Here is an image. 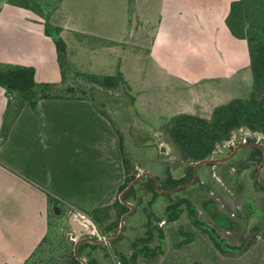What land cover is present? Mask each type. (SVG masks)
<instances>
[{"label": "crops", "instance_id": "obj_1", "mask_svg": "<svg viewBox=\"0 0 264 264\" xmlns=\"http://www.w3.org/2000/svg\"><path fill=\"white\" fill-rule=\"evenodd\" d=\"M10 6L13 8L2 12L0 4V63L35 68L39 83H60L56 47L45 34L43 19L30 10ZM54 19L53 15L52 24ZM69 19L73 21L68 22ZM166 25L165 21L161 23L151 48L132 46L123 52V59L119 55L121 71L130 88L137 84L138 77L145 90L156 86L152 90L162 103L159 112L164 113V119L181 114L198 116L175 111L181 104L180 93L175 90L182 76L178 62L181 52L174 39L164 35ZM58 26L74 69L96 75L111 71L114 72L111 75L115 74L118 57L111 50L113 47L90 48L80 41L84 35L115 41L116 31H109L110 24L108 31L102 26L104 31H100L97 28L100 25H92L89 18L75 11L74 16L65 15ZM188 75L183 76L186 81ZM142 102L151 101L144 96ZM175 102L173 107L171 104ZM7 104L6 90L0 86V131ZM151 166L154 167H142V171L152 173L159 186L166 189L173 187L169 179H178L183 172L179 165L169 170L158 159ZM201 175L204 182L205 170ZM124 180L118 130L92 102L44 99L39 103V113L26 105L8 140L0 145V264H24L47 235L48 192L70 209L71 214L87 216L120 198L119 188ZM94 250L84 247L85 259L89 252L98 253Z\"/></svg>", "mask_w": 264, "mask_h": 264}, {"label": "rangeland", "instance_id": "obj_2", "mask_svg": "<svg viewBox=\"0 0 264 264\" xmlns=\"http://www.w3.org/2000/svg\"><path fill=\"white\" fill-rule=\"evenodd\" d=\"M231 1L39 0V2L45 3L44 13L46 15L51 14V17L53 15L56 17L53 20V25L58 28H60L58 25L60 21H63L64 16H74L75 11L89 18L92 25H100L97 27L100 31H104L103 28L108 31L110 24L111 28L109 31H116L117 38L115 40L117 42L113 41L115 42L113 45H104L97 42H92L88 45L85 43L86 39H80V41L90 48H103L108 47V45L113 47L111 50H115L118 57L117 68L121 66L119 55L123 59V52L130 50L133 48L132 46L151 48L155 37L160 32L161 23L165 21L167 25L164 35L167 36V39L173 38L175 46L181 52L178 62L181 65L180 75L182 76L175 87V90L180 93L181 104L179 109H175V111L179 113L191 112L205 119H210L217 107L225 105L232 100H247L253 87L247 43L232 36L225 23ZM0 4L1 8H3L2 12L6 8H13L3 0H0ZM71 21L73 20H68V22ZM73 70L74 72L77 71L74 68ZM104 73H106L104 74L106 76L114 72ZM188 73L189 79L186 81L183 76ZM135 81H137V84L131 87V94L135 97L134 106L129 99L122 97L121 92L100 91L94 95L99 103L98 106H100L98 109L104 111L110 117L116 129L122 133L126 155L138 167V170L142 171V167H154L151 166L154 159L162 160L166 163L170 162L171 164L176 161L177 157L163 132L164 126L171 118L165 117L164 119V113L160 115L159 110L161 107L159 106L162 103L160 104L159 98L156 97V91L152 90L156 86L153 85L147 91L141 85L139 77ZM144 96L149 97L152 103H143L142 98ZM171 105L175 107L176 102ZM186 105H188L187 108H184ZM167 115L166 113L165 116ZM244 140L263 143L264 137L260 133H252L245 128L241 129L233 135L229 142L218 145L214 157L211 159H222L228 156L232 149ZM243 153L241 156H243ZM222 167V165L218 164L217 167L212 169L215 173L214 179L216 181L211 183V185L208 183L209 186L207 185L206 190L207 188L212 190L220 187L232 190L234 183L238 185V183L240 184L243 181L242 172L239 170L240 167L238 169L239 173L234 178L226 176L223 170L227 169V167ZM253 168L255 167L251 166V170ZM206 169L209 170L210 166H202L199 174ZM245 174L249 179L252 177L253 180L255 179V174L252 176L250 173ZM218 179L221 180L223 186L217 181ZM204 182L208 181L205 180ZM202 185L205 186L204 184ZM191 192H195V189H192ZM186 193V191H183L181 195ZM244 193V196H248V191H244ZM207 198L197 195L195 199L199 209L204 208L203 202ZM58 208L61 212L59 215L61 217L59 219L51 217V233L52 238L56 240L54 242L56 245L61 240L62 234L70 232L69 217L71 215V210L63 204L61 209L60 207ZM111 213L112 215L115 214L113 211ZM165 217L166 219L170 218L169 214H166ZM127 218L128 216L124 227L137 221L136 217V219ZM87 220L91 221L88 218ZM257 220L256 222H259ZM248 231L245 230L243 235L245 236ZM261 242L262 240L259 239L254 249H252V251L255 250V253L250 255L252 258L247 254L226 258V256L217 255L214 251L210 250L208 253L203 249L199 259L205 264H264V249H260ZM242 243L243 239L241 243L239 241V245H234V247L238 248ZM258 246L260 250H257ZM44 255H51V253L48 251ZM123 255L118 256L117 260L120 264H125L126 262L124 259L127 258L125 255V258H122Z\"/></svg>", "mask_w": 264, "mask_h": 264}, {"label": "trees", "instance_id": "obj_3", "mask_svg": "<svg viewBox=\"0 0 264 264\" xmlns=\"http://www.w3.org/2000/svg\"><path fill=\"white\" fill-rule=\"evenodd\" d=\"M4 1L10 5L30 10L43 19L45 34L53 39L56 47L62 80L60 83H39L36 81L35 68L0 63V86L6 90L8 97L0 131V145L8 140L10 131L24 107L29 105L34 112L39 113V103L44 99L88 100L96 108H100L94 97L96 93L118 91L122 93V97L129 99L130 103L135 105V97L131 94V88L119 67L111 76L74 72L68 61L67 44L61 36V29L51 23V14L44 13L45 3L39 2V0ZM225 23L232 36L247 43L253 81L252 91L247 100L235 99L217 107L210 119L190 114H181L170 119L164 126L163 132L181 165L194 164L213 158L218 145L229 142L233 135L241 129L245 128L252 133H260L264 137V0H232ZM82 39H86L85 43L88 45L92 42L104 45L114 44L92 36H82ZM101 105L103 106V104ZM99 110L102 116L111 122L110 117L101 109ZM118 135L125 168V180L119 188V194H121L137 178L139 171L126 155L124 138L119 130ZM253 149L252 160L258 162L262 153L257 148ZM207 166H214V164ZM191 169L192 167H190V171ZM181 183L175 181L173 187ZM160 188L166 189L163 186ZM137 196L143 202L145 197L147 206L153 210L160 197L171 198L173 194L161 195L155 187V180L146 177L139 180L124 195L123 200L129 201ZM47 198L50 206L48 233L24 264H82L75 255V241L72 239L74 233L70 224V232L62 234L58 244H54L56 240L52 238L51 217L55 219L61 217L55 214L54 207L61 209L62 202L50 192L47 193ZM183 203L185 201L181 200V204ZM186 208H190L189 203H186ZM112 211L115 212L114 215H112ZM128 211L129 208L121 202L118 196L113 204L96 208L88 213L87 217L104 235L116 236L119 233L121 219ZM177 218L178 216L175 215L171 220ZM158 220L161 221V218ZM263 235L261 237H264ZM122 238H125V234H122L120 239ZM136 246L137 243H134L135 248ZM262 248L264 249V238L260 244V249ZM252 249H254L253 244L244 254L251 258L250 255L255 252ZM48 251L51 255H44ZM78 255L81 256L79 250Z\"/></svg>", "mask_w": 264, "mask_h": 264}, {"label": "flooded vegetation", "instance_id": "obj_4", "mask_svg": "<svg viewBox=\"0 0 264 264\" xmlns=\"http://www.w3.org/2000/svg\"><path fill=\"white\" fill-rule=\"evenodd\" d=\"M253 144L264 148V140L263 143L246 140L239 143L228 156L222 158L223 162L214 163L209 170H205L204 176L208 182H202L203 176L199 174L200 166L195 168L192 164L181 165L178 159L171 164L161 160L168 165L169 170L178 165L183 170L178 179L171 177L173 182L169 179L171 185L175 181L182 182L181 184L171 189H161L162 185L159 186L163 191H158L161 195L173 194V196L160 197L153 210L147 206L145 197L144 202L139 196L124 201L129 208L127 213H130L127 219L137 218L136 222L124 227L122 234H125V238L120 239L122 234L119 237L118 234L104 235L96 226L98 236L92 238V241L87 240L90 236L79 239L80 258L87 264H120L117 260L118 256L124 254L127 258L124 259L125 264H205L199 259L203 249L208 253L210 250L214 251L217 255L226 258L243 255L251 244L256 246L257 241L264 238L261 237L264 234V150ZM253 148L259 149L262 153L258 162L252 160ZM218 164L227 167L223 172L230 178H234L241 170L243 181L238 185L234 183L232 190L221 187L206 190L208 183L211 185L216 181L212 169ZM251 166L255 168L251 170ZM190 167H192L191 171ZM245 173H250L251 176L256 174L255 181L253 177L249 179ZM217 181L223 184L220 179ZM192 189H195V192H191ZM183 191L187 193L181 195ZM244 191H248V196H244ZM197 195L208 197L203 202L202 209L196 205ZM181 200L185 203L181 204ZM186 203L190 204V208H186ZM129 205L133 206V210ZM166 214H169L170 218L166 219ZM175 215L178 218L171 220ZM159 218L161 221L158 220ZM257 219L259 222H256ZM245 230L250 231L244 236ZM242 239V245L235 248L234 245H239ZM134 243H137L136 248ZM86 246L97 250L99 255H92L89 252L90 255L87 254L85 259L83 254L86 251L83 252V248Z\"/></svg>", "mask_w": 264, "mask_h": 264}, {"label": "water", "instance_id": "obj_5", "mask_svg": "<svg viewBox=\"0 0 264 264\" xmlns=\"http://www.w3.org/2000/svg\"><path fill=\"white\" fill-rule=\"evenodd\" d=\"M253 145H256L258 147H260L262 150H264V148L260 145H257V144H253ZM239 149V148H238ZM236 149V150H238ZM236 152V151H235ZM234 152V153H235ZM224 160L222 159H207V160H203V161H200L198 163H194L192 164L195 168H198L199 166L201 165H206V164H214V163H220V162H223ZM141 174H139L137 176V178L122 192V194H120V200L122 203L126 204L123 200L124 198V195L139 181L141 180L143 177L145 176H149L151 178H153L155 180V186H156V189L157 191L159 192H163L159 189V184H158V180L157 178L150 172H145V171H140ZM164 193H167V192H164ZM130 208L133 210V206L132 205H129ZM54 212L55 214L57 215H60V210L58 207H54ZM130 213H127L125 214L122 219H121V223H120V230H119V233H118V236L119 237L123 230H124V225H125V219L127 216H129ZM69 224L72 228V231L75 235V237L73 236V240L76 241V244H75V255L77 256V258L83 263V264H87L86 261L84 259H81L78 255V241L79 239H81V237H86V236H90L87 240H91L92 238H95L96 235L93 233V227L89 225V223H87L86 221L82 220L79 216V214L77 213H73L70 215L69 217ZM82 240V239H81ZM92 241V240H91ZM247 245V243H246Z\"/></svg>", "mask_w": 264, "mask_h": 264}, {"label": "built area", "instance_id": "obj_6", "mask_svg": "<svg viewBox=\"0 0 264 264\" xmlns=\"http://www.w3.org/2000/svg\"><path fill=\"white\" fill-rule=\"evenodd\" d=\"M79 216H80V218H81L82 220L86 221L87 223H89L90 226L93 227V233H94V234L96 235V237H97L98 234H97V227H96V225H95L92 221L87 220V218H88L87 216H85V215H79ZM88 219H90V218H88ZM102 239L106 240L105 237H102Z\"/></svg>", "mask_w": 264, "mask_h": 264}]
</instances>
